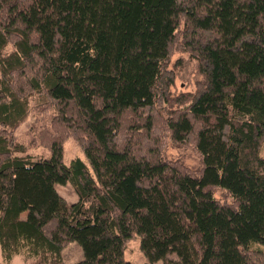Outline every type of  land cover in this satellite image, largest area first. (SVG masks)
I'll return each instance as SVG.
<instances>
[{"label":"trees","instance_id":"trees-1","mask_svg":"<svg viewBox=\"0 0 264 264\" xmlns=\"http://www.w3.org/2000/svg\"><path fill=\"white\" fill-rule=\"evenodd\" d=\"M177 51L203 82L173 98ZM30 113L48 157L17 139ZM70 138L90 166L65 163ZM167 138L201 168L168 160ZM263 142L264 0H0L5 263L67 264L78 242L76 264H133L140 238L150 264H264Z\"/></svg>","mask_w":264,"mask_h":264},{"label":"rangeland","instance_id":"rangeland-1","mask_svg":"<svg viewBox=\"0 0 264 264\" xmlns=\"http://www.w3.org/2000/svg\"><path fill=\"white\" fill-rule=\"evenodd\" d=\"M168 70H173L175 72V84L170 89V95L173 98L180 96L181 94L195 93L198 85L203 82V76L198 67V62L191 58L188 53L175 52L172 56L171 62L169 64ZM175 70V71H174ZM34 104L31 101V106ZM176 108V107H175ZM31 114V113H30ZM51 116L47 117L43 122L37 123L39 125L47 124L46 122ZM34 118L32 114L27 118L26 122L23 123L21 128L16 132V136L19 142L27 145L26 152L31 154L35 158L48 157L50 152L46 147L39 146L36 144L34 137H36V130L32 128ZM170 137V136H169ZM261 155L264 157V142L261 147ZM165 157L171 161H177L180 164L186 166L187 168L193 170H199L202 166V160L199 154L193 149L191 145L180 148L174 146L169 138L166 139L165 145ZM64 159L65 163H70L73 159L80 158L87 165L90 166L88 159L79 146V144L70 138L65 143L64 148ZM25 152V153H26ZM57 191L70 203H74L78 200V196L73 188V186L68 183L66 185H57ZM217 196L220 198L224 197V191L218 190ZM141 241L140 238L134 239L128 244L126 250V259L130 260L133 264H150L145 258L141 251ZM62 256L67 264H76L83 259L84 254L82 247L78 242H73L67 246L63 252ZM0 263L1 264H36V259L34 257H29L27 254H21L13 257V259L5 263L2 258V252L0 250ZM156 264H164L162 261Z\"/></svg>","mask_w":264,"mask_h":264}]
</instances>
